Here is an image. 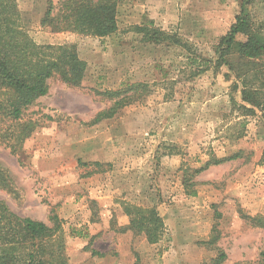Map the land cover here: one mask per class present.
Instances as JSON below:
<instances>
[{
	"label": "rangeland",
	"instance_id": "374dc122",
	"mask_svg": "<svg viewBox=\"0 0 264 264\" xmlns=\"http://www.w3.org/2000/svg\"><path fill=\"white\" fill-rule=\"evenodd\" d=\"M17 1L24 29L38 45H74L88 68L80 88L58 78L48 82L49 94L25 113L36 130L19 150L11 152L0 139V169L11 181L0 188V200L48 226L54 212L70 264H212L221 252L222 264H260L264 229L249 218L264 217V59L253 85L259 108L242 101V81L253 76H242V60L229 57L233 70L216 62L244 2L264 25V0H120L118 31L106 38L53 33L41 25L47 0ZM157 30L188 46L153 40ZM139 83L146 89L125 93ZM111 91L139 99L92 125L115 103L105 96ZM117 140L123 157L113 165L102 161L97 171L129 167L123 201L91 200L81 181L96 169L79 161L108 158ZM236 154L237 160L204 169ZM124 204L158 210L166 225L159 244L123 230L129 222L118 206L123 212ZM215 237L217 244H207Z\"/></svg>",
	"mask_w": 264,
	"mask_h": 264
},
{
	"label": "trees",
	"instance_id": "16d2710c",
	"mask_svg": "<svg viewBox=\"0 0 264 264\" xmlns=\"http://www.w3.org/2000/svg\"><path fill=\"white\" fill-rule=\"evenodd\" d=\"M119 2L120 0H61L55 6L53 0H47V10L41 25L53 33L69 32L106 38L118 31ZM247 5L245 2L242 4L235 23L222 38L217 49L220 56L216 66H228L233 70L229 57L234 56L242 60V76L253 74L249 81H242V101L259 108V93L253 92V85L259 79L258 63L264 59V25H258L254 21ZM151 38L159 43L171 42L176 46H188V43L177 35L171 37L161 30L154 31ZM87 68V63L80 59L74 45H38L24 29L18 1L0 0L1 143L6 144L13 153L19 150L36 130L35 123L24 121L25 113L40 98L49 94L48 82L58 78L72 88H80ZM144 89L145 84H134L129 86L125 93H138ZM123 93L111 91L105 94L107 99L116 101L109 110L98 113L92 125L113 119L120 110L139 99ZM243 108L247 112H255L254 109ZM239 158L240 154H236L214 163L208 162L204 169L212 164L220 165ZM262 160L264 161V151ZM79 165L96 169L87 176L99 173L97 169L103 167V164L97 162L84 164L79 161ZM10 186V179L0 169V188ZM192 195L195 196V193ZM123 213L129 219L124 231H129L137 237L144 236L149 245H157L162 241L166 225L156 208L124 204ZM249 221L252 227L264 229V217L249 218ZM50 222L52 226L21 217L14 213L5 201L0 200V264H70L61 220L51 212ZM217 242L215 237L207 244L215 245ZM92 255L102 256L96 251H93ZM226 258L225 253L221 252L212 264H222ZM260 258V264H264V251Z\"/></svg>",
	"mask_w": 264,
	"mask_h": 264
},
{
	"label": "crops",
	"instance_id": "0c3cea01",
	"mask_svg": "<svg viewBox=\"0 0 264 264\" xmlns=\"http://www.w3.org/2000/svg\"><path fill=\"white\" fill-rule=\"evenodd\" d=\"M110 141H111V139H110ZM119 142L121 143V145L123 144L122 140H117L116 144H115V141L110 144V155L108 158H102V156H95L93 158L87 159L86 162L87 161L88 162H95V163L97 162V163L103 164L102 161H104V162H109L113 165L116 161L119 160V156H121V158L123 157V153H122L123 151L121 152V149L116 147V146H118ZM128 170H129V167L126 168V166L123 165V169L120 171H117V172H111L110 174H107V173L93 174L92 176L82 180L81 186L83 187V189H85V192L89 194L88 198H90L91 200L106 202V200L104 198H110L108 196H113L116 199H120L121 197H123L124 193L126 192L125 187H126V184L128 183V178H129V176H128L129 171ZM104 178L112 179L114 182L111 181V183H113L114 185L109 187V185L105 184L104 181L101 183L100 180H103ZM111 183H110V185H111ZM88 194H86V195H88ZM108 194H110V195H108ZM120 195H121V197H120ZM86 198H87V196H84L80 200V202L78 203L77 206L82 207ZM120 200L123 201V198H121ZM68 202H71V204H72V201H69V200H67L65 203H68ZM65 203H64V207H66ZM73 207L74 206H71L70 208H73ZM118 213H119L121 219L124 220L125 224L127 223V220L129 222V219L122 212V206H118ZM205 240H207V239H205Z\"/></svg>",
	"mask_w": 264,
	"mask_h": 264
}]
</instances>
